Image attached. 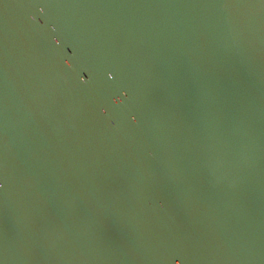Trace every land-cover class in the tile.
I'll use <instances>...</instances> for the list:
<instances>
[{
	"label": "water",
	"instance_id": "95a60500",
	"mask_svg": "<svg viewBox=\"0 0 264 264\" xmlns=\"http://www.w3.org/2000/svg\"><path fill=\"white\" fill-rule=\"evenodd\" d=\"M0 264H264V0H0Z\"/></svg>",
	"mask_w": 264,
	"mask_h": 264
}]
</instances>
